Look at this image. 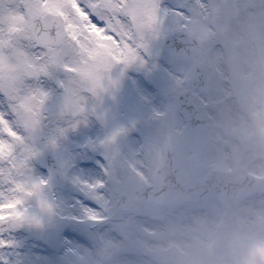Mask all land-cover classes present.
I'll return each mask as SVG.
<instances>
[{
    "label": "snow or ice",
    "instance_id": "snow-or-ice-1",
    "mask_svg": "<svg viewBox=\"0 0 264 264\" xmlns=\"http://www.w3.org/2000/svg\"><path fill=\"white\" fill-rule=\"evenodd\" d=\"M127 7L0 0V264H61L124 142L143 136L108 103L126 78L144 102L155 91L114 23Z\"/></svg>",
    "mask_w": 264,
    "mask_h": 264
},
{
    "label": "rangeland",
    "instance_id": "rangeland-1",
    "mask_svg": "<svg viewBox=\"0 0 264 264\" xmlns=\"http://www.w3.org/2000/svg\"><path fill=\"white\" fill-rule=\"evenodd\" d=\"M130 1L125 13L135 12L136 41L142 43L146 55L137 53L128 44L124 46L125 51L127 55L135 57L137 66L145 71L150 79L159 83V100L153 104H145L143 109L140 99L136 96L140 95V90L134 87L128 78L122 82L115 100L109 98L108 103L112 107L116 122L136 121L143 129L145 140L142 136L139 140L133 138L124 142V155L116 173L107 186L96 193V205L99 208H88L91 213L86 210V214L80 218L82 236L66 244L64 250L61 248V264H198L203 255L206 264H239L243 262V257L240 256L250 257L249 251L257 246L261 247L259 254L264 256V235L257 237L247 233L237 237L230 221L220 230L215 226V220L212 221L211 232L218 237L226 230L228 240L226 242L218 239V247L208 254L205 250L206 242H215L216 239L205 238L204 234L199 232L197 228L201 225L202 229L204 228V220L200 221L199 214L193 213L192 204L158 206L132 203L122 211L117 203L118 195L122 191L136 184L138 179L146 180L154 174L157 150L159 144L164 142L173 143L179 149L187 177L202 176L210 168L219 167L225 158V150L228 154H233L222 161V165L237 163L231 158L236 156L237 146L231 145L227 134L235 132L236 127L242 129V116L253 120L256 127L253 136L245 135L240 162L243 163L244 160L250 170L264 173V140L259 144L254 138L256 134L264 137V96L261 94L259 73L260 64L264 61V0H210L213 14L211 11L200 10L199 4L203 0H189L181 9L164 0H153L148 6H145L142 0ZM184 21L186 31L204 41L203 51L196 61H201L207 66L206 78L210 87L205 95L212 103L210 122L214 144L210 151L204 153L196 149L189 129L185 128L183 131V128H180L181 121L173 110L179 86V77L175 76L174 71L189 73L193 60L176 58L168 54L162 46L165 34L181 28L180 24ZM114 23L118 25L121 34L126 32L125 21ZM228 64H231L232 73L235 74L236 95L234 90L229 89ZM129 74L135 76L137 73L130 69ZM229 99L236 104L234 107H229ZM136 142L137 157L134 154ZM140 146L146 151L147 163H142ZM132 163L135 164L136 171L133 170ZM248 199L264 202V193L250 196ZM110 201L114 202L108 204ZM217 206L221 208L223 204ZM258 207L256 209L264 218L263 206ZM103 209L106 212L102 211ZM134 211H141L149 217L156 216L159 222L152 223L147 217L134 218ZM118 216L121 217L118 222L112 220ZM206 221L211 220L207 218ZM114 227L120 230L124 239L111 233ZM144 230H150L153 234H147ZM218 250H226L227 253L223 254ZM128 251L134 256L127 255ZM142 251L148 252L147 259L140 256ZM151 253L154 256H151Z\"/></svg>",
    "mask_w": 264,
    "mask_h": 264
},
{
    "label": "water",
    "instance_id": "water-1",
    "mask_svg": "<svg viewBox=\"0 0 264 264\" xmlns=\"http://www.w3.org/2000/svg\"><path fill=\"white\" fill-rule=\"evenodd\" d=\"M174 150L172 147L170 146H165L162 150H161V166L165 163V162H169L173 159V153ZM162 169V167H161ZM166 169V168H165ZM167 170V169H166ZM160 171V170H159ZM168 172H173L176 176L175 180L178 181L177 179V174L178 171L177 170H167ZM165 170H161V173L163 175H160V173H158L157 175V179L154 185L151 186H147V187H140L139 189L134 190L131 193L132 197H141V198H145V199H149L150 200L152 198H155V196H158V194H160L159 196H165V194L169 191H171L172 189H174V180L173 177L170 173H168ZM170 186L169 190H166L168 187ZM147 188V189H146ZM166 190V191H164ZM158 191H163V192H158Z\"/></svg>",
    "mask_w": 264,
    "mask_h": 264
}]
</instances>
